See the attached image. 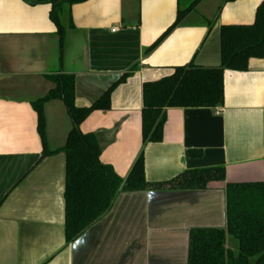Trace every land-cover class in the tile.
Listing matches in <instances>:
<instances>
[{
	"label": "crops",
	"instance_id": "1",
	"mask_svg": "<svg viewBox=\"0 0 264 264\" xmlns=\"http://www.w3.org/2000/svg\"><path fill=\"white\" fill-rule=\"evenodd\" d=\"M192 1L64 3L60 33L52 0H0V264H187L190 231L225 226V183L264 180V56L250 59L246 71H224L222 105L165 108L161 141L142 142L143 83L190 62L217 66L219 28L251 24L262 0H198L162 36ZM58 74L73 75L78 107L126 74L109 107L79 124L120 177L142 152L147 182L215 166L224 167L225 181L202 190L121 192L67 242L65 156L57 150L72 121L62 100L43 104L47 147L56 152L42 156L33 105Z\"/></svg>",
	"mask_w": 264,
	"mask_h": 264
},
{
	"label": "trees",
	"instance_id": "2",
	"mask_svg": "<svg viewBox=\"0 0 264 264\" xmlns=\"http://www.w3.org/2000/svg\"><path fill=\"white\" fill-rule=\"evenodd\" d=\"M81 1L84 0H52L50 18L60 33L59 14L62 5ZM197 2L193 0L186 8L178 10L174 22L162 36L176 26ZM219 42L220 62L217 66L204 67L190 62L174 67L169 75L143 83V144L161 141L165 108H214L222 105L224 71H246L250 59L264 56V0L257 5L251 24L222 25L219 28ZM50 77L55 87L33 105L42 141V156L56 152L47 147L43 104L52 99L62 100L72 121L64 146L57 150L65 156L64 230L67 242L106 214L121 192L202 190L225 181L224 167L215 166L185 170L164 182H147L142 152L127 176L120 177L109 164L99 160L100 148L95 135L91 132L82 133L79 124L92 111L109 107L111 90L125 79L126 74L86 107H78L74 103L73 75ZM224 192L225 226L192 229L189 233L187 264H264V180L226 182ZM227 236L231 238L233 247L227 243Z\"/></svg>",
	"mask_w": 264,
	"mask_h": 264
}]
</instances>
